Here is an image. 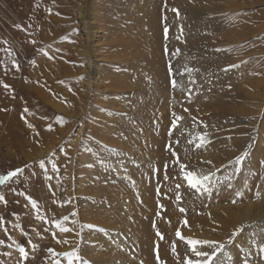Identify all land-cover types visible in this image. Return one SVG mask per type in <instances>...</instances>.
Wrapping results in <instances>:
<instances>
[{"label": "rangeland", "instance_id": "rangeland-1", "mask_svg": "<svg viewBox=\"0 0 264 264\" xmlns=\"http://www.w3.org/2000/svg\"><path fill=\"white\" fill-rule=\"evenodd\" d=\"M235 2L244 6L247 25L262 26L261 42L254 35L240 43L253 51L251 58L264 79V0L197 1L206 9L200 26L184 34L180 28V53L189 52L192 58L186 65L171 52V34L165 40L169 0H0V175L24 169L0 185L7 202H0V264H67L64 256L48 250L59 254L77 248L80 264H157V254L160 264H184L186 255L195 257L177 231L185 239L223 242L240 228L222 253L224 264H242L249 251L250 264H264L255 255L264 244V141H259L264 96L262 108L235 125L192 99L188 111H182L176 100L181 83L191 82L199 68L209 75L219 57L226 65L231 51L226 36L234 25H228L224 6ZM184 9L179 12L186 22L193 15ZM126 11L129 15L123 16ZM144 13L159 20L163 33L162 80L150 78L146 69L129 78L131 61L114 42L124 34L126 21ZM193 45L201 49H190ZM203 57L206 62L201 60L200 66ZM113 77L121 89H111ZM131 80L137 87L125 88ZM208 93L212 101L210 89ZM221 93L226 107L254 109V98ZM173 114L182 117L174 129ZM203 134L209 142L196 148ZM244 151L249 155L235 165ZM177 157L185 170L214 174L211 196L188 188L173 163ZM248 204H259L258 211L248 212ZM235 207L243 209L244 218L230 214ZM58 222L70 231L61 233ZM18 246L25 248L27 260Z\"/></svg>", "mask_w": 264, "mask_h": 264}, {"label": "bare ground", "instance_id": "bare-ground-1", "mask_svg": "<svg viewBox=\"0 0 264 264\" xmlns=\"http://www.w3.org/2000/svg\"><path fill=\"white\" fill-rule=\"evenodd\" d=\"M197 1L199 0H169L168 17L170 22V28H168V39L165 40L169 41L171 34V43H170L171 52L173 54L178 49L179 53L174 56L176 57V59H180L182 56L184 65L191 62L192 58L189 52L188 53L183 52L185 55H181L182 41H181L180 28H182V33L184 34V32L188 31L189 28L200 26L199 20H201V12L202 10H206V9L201 5H199ZM182 6L185 8L184 11L187 13L188 16L191 14L193 15V18L191 20H187L186 22H184L182 16L180 15V12H179V17L177 18L176 13L171 11L172 8L178 9L179 11V9ZM224 7L227 12L228 25L233 24L234 26H241L240 32L238 31L240 29H236L234 26H231L230 27L231 30L226 36L227 44L231 46V51L228 53L227 59L225 58L226 65L225 66L222 65L221 58L219 57V62L216 63L213 61V69L211 73L209 72V75L206 74L205 68L203 69L199 68L196 72L194 71L195 74L193 80L195 81V83L193 84L189 80L183 81L178 89L176 100L179 104V107H181L180 109L182 111H185L184 109L187 108L186 104L189 101L188 98L190 96L191 99L194 102H196L197 105H200L202 109H208L209 107L214 108L216 113L221 118H223V120H227L226 118H231L230 122H232L235 125V123L238 122L240 123V120L245 119V117L250 115L252 112L254 111L258 112L263 106L262 97L264 96L263 95L264 79L260 78L263 76V71L253 63L254 60L251 58L253 51L249 50L247 45L240 43L242 41L245 42L247 39H249L248 36H254V35H258L259 42H261V33L259 32L262 30V26L253 28V26L247 25V23H245V21H248V17L247 14H244V9H243L244 6L242 4L235 2V4H228V5L225 4ZM211 12L212 15H216L214 18L218 17V15L216 14L217 12H215L214 10ZM126 15H129V12L127 11L124 12L123 16ZM136 16H137L136 18H130L131 20H128V22L125 20L127 26L126 28H124L125 30L124 34L122 36L121 35L117 36L118 39H114V42L117 41L118 42L117 44L123 46V50L121 51H123L125 59L127 58L129 62L131 61L129 64L130 66L129 68L133 73L129 78L136 79L137 76H139V71L141 70L143 71L144 69H146L144 72L147 73V71L149 70L150 75L148 76L150 78L153 77L156 80H162L166 75L165 73L166 71H165V61H164L165 59L163 56L164 54L162 53L163 33L159 26V20L152 14L149 15L148 13L142 14V17L138 15ZM139 17H141V19ZM179 22H184L182 27L179 26ZM217 25H221V24L218 23ZM200 30L203 31L201 27ZM183 43L188 44L186 39H183ZM190 49H201V48L193 45V47H190ZM237 52H239V54H237ZM201 60L206 62L205 57L200 58L199 59L200 66L203 65ZM237 64L239 65L238 68H229L230 65H237ZM226 67L229 68L227 72L224 71ZM207 76H209V80H205L204 77ZM131 82L128 83L130 85H128L125 88L129 89L132 88L133 86L135 88L137 87V85H135L134 83L135 81L132 82L133 85H131ZM191 86L194 87L196 86L197 88L193 90L191 89V92L189 93L188 89H190ZM184 87H186L187 89H185ZM115 88L121 89V85H119L117 83V80L115 81V77H113V85L111 89H115ZM209 89L212 92V95L214 96L212 101H209V99L207 98L209 94L208 93ZM224 90L231 91L232 95L236 94L243 96L246 100L254 98V102H253L254 109H252V107L249 105H246V107L243 106V108L241 106H236V105L234 106L231 105L229 107H226V98L224 94L221 93V91ZM260 100L261 103L258 105V102ZM259 141H264L263 133L260 134ZM258 205L248 204L246 205V209L248 210V212L251 211L257 212L259 207ZM242 210L240 207H235L234 209H230L229 212L235 218H242L243 217L241 215ZM114 224L117 225V223ZM163 227L165 226L163 225ZM168 228L169 230H171V227ZM166 255H169L168 252Z\"/></svg>", "mask_w": 264, "mask_h": 264}, {"label": "snow or ice", "instance_id": "snow-or-ice-1", "mask_svg": "<svg viewBox=\"0 0 264 264\" xmlns=\"http://www.w3.org/2000/svg\"><path fill=\"white\" fill-rule=\"evenodd\" d=\"M172 12L176 13L177 18L179 17V11L178 9L172 8L171 9ZM20 26L17 25V28H19ZM182 31V30H181ZM164 33H165V37L167 38V33H168V28L165 27L164 29ZM216 51H222L221 49H216ZM167 52V49H166ZM179 53V50L177 49L173 55H176ZM17 71H19V66L15 65ZM239 65H230L229 68H238ZM229 68H225L224 71H228ZM186 71L190 74L193 70L192 69H186ZM169 72H172V68L171 66L169 67ZM178 74H183V73H178ZM191 83H195L194 80L191 81ZM9 86L7 84L4 85V88L7 89ZM172 87L175 88L177 87V82L175 81V79L172 80ZM188 92H191V89H188ZM191 100V97L189 96V102ZM185 111H188V109H184ZM27 111V110H25ZM175 116V114H173ZM182 117L179 116H175V119L172 121V128L174 129L177 126V122L179 120H181ZM195 119V118H193ZM25 123H27V121H25ZM29 128H32L33 125L28 124ZM50 130V128H49ZM197 141L195 142V147L196 148H202L204 147L209 141L206 139V134L203 135H199L197 137ZM189 143H193L192 140H189ZM252 145L249 144L248 147L250 148ZM101 149H104L106 146L104 145H100ZM172 156L176 157V153L174 151L171 152ZM249 155V153L247 151H244L241 155L237 156L235 158V165H240L245 159L246 157ZM173 163H177L180 169V174L183 178V180H185L187 182V186L190 189H194L196 192L198 193H207L209 196L212 195V189L209 187L210 183L213 180V173H209V174H201L198 173L196 171H188L185 170L186 166L182 163H179V158L177 157V159L175 161H173ZM205 163H211V161H206ZM261 166H264V163L261 164ZM40 167L43 168L44 164L43 162L40 163ZM167 167V165L165 166ZM53 170H56V166L55 164H53ZM24 171V169L22 168H18L15 171H10L8 172L6 175H0V185H4L6 184L8 181L12 180L14 177H17L18 174L22 173ZM167 178V177H166ZM177 187L179 188L180 185H177ZM21 195H23V193H21ZM26 199L29 200V202L31 203L33 208L37 207V202L33 199H31L30 197H26ZM177 200H180L181 197L179 195H177L176 197ZM0 202L6 204V200L4 198V196L0 195ZM233 203H235V201H233ZM181 212H184L185 209L181 208L180 209ZM72 215H76V213H72ZM38 219L40 218L39 216L37 217ZM65 220L67 219V217L64 218ZM2 222V221H0ZM55 227L59 229V231L61 233H67L70 231L69 228L64 227L62 225V223H56ZM87 227L89 228H95L96 226L94 225H88ZM97 230H101V229H97ZM243 228L237 229L236 231H234L230 237L223 241H201V240H193V239H185L183 236H181L180 232L177 231L176 236L181 239L184 240V242L188 245V250L191 252L192 257H195V259H191L189 258L187 255L185 256V260H184V264H224V260L221 258L222 257V253L226 248V245L228 244H232L234 243V237H236L238 235V233L242 232ZM157 235L160 236L161 239H163V237L161 236V234L159 232H157ZM64 243H67V241H64ZM199 246V247H198ZM33 250H35L37 248V246L35 244L32 245ZM252 245H249V249L251 250ZM173 253H175V247H173ZM18 251L20 253V256L22 258V260H27L28 257V253L26 252L24 247H19L18 246ZM50 253H52V255H61L64 256L67 260V264H80L81 262V257L79 255V249H74L72 251H69L67 253H55L52 249L48 250ZM252 255L251 251L245 253L244 255V259L242 264H250V256ZM255 255L261 260L264 261V244H260L257 246V251L255 252ZM157 264H160V258L159 255L157 254ZM55 264H60V261L57 260L55 262ZM84 264H89L88 261H84Z\"/></svg>", "mask_w": 264, "mask_h": 264}]
</instances>
